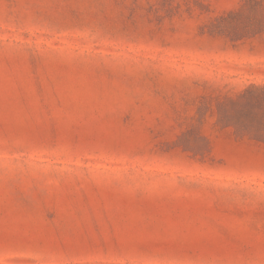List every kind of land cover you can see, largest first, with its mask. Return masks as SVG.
I'll return each mask as SVG.
<instances>
[{
	"label": "rangeland",
	"instance_id": "rangeland-1",
	"mask_svg": "<svg viewBox=\"0 0 264 264\" xmlns=\"http://www.w3.org/2000/svg\"><path fill=\"white\" fill-rule=\"evenodd\" d=\"M241 2L0 0V264H264Z\"/></svg>",
	"mask_w": 264,
	"mask_h": 264
},
{
	"label": "trees",
	"instance_id": "trees-1",
	"mask_svg": "<svg viewBox=\"0 0 264 264\" xmlns=\"http://www.w3.org/2000/svg\"><path fill=\"white\" fill-rule=\"evenodd\" d=\"M211 32L230 41L264 33V0H242L236 10L217 19ZM226 101L235 132L264 144V85L251 84Z\"/></svg>",
	"mask_w": 264,
	"mask_h": 264
}]
</instances>
